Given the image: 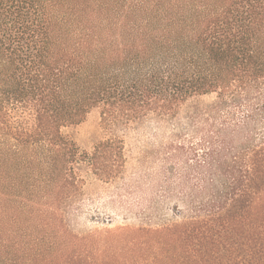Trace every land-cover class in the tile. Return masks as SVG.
Wrapping results in <instances>:
<instances>
[{"label":"trees","instance_id":"obj_1","mask_svg":"<svg viewBox=\"0 0 264 264\" xmlns=\"http://www.w3.org/2000/svg\"><path fill=\"white\" fill-rule=\"evenodd\" d=\"M95 108L200 135L162 151L196 181L180 221L69 228L81 170L125 164L116 136L63 134ZM0 264H264V0H0Z\"/></svg>","mask_w":264,"mask_h":264},{"label":"rangeland","instance_id":"obj_2","mask_svg":"<svg viewBox=\"0 0 264 264\" xmlns=\"http://www.w3.org/2000/svg\"><path fill=\"white\" fill-rule=\"evenodd\" d=\"M199 101L208 102L210 98ZM173 132H176L174 128L153 124L107 131L97 108L91 110L80 125L63 130L79 151L87 152L98 142L116 136L122 141L125 158L121 177L110 184L94 180L81 170L85 185L66 217L69 228L84 234L115 226L159 227L180 221L174 208L184 212L181 198L194 189L196 181L193 175H189L187 181L181 179L182 167L186 166L182 160L186 159L164 162L162 151L174 143L170 137ZM183 133L185 136L174 144L186 150L197 147L200 135L194 137L189 128ZM167 169L171 170L172 177L165 173ZM164 183L170 190H166Z\"/></svg>","mask_w":264,"mask_h":264}]
</instances>
